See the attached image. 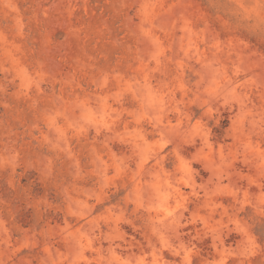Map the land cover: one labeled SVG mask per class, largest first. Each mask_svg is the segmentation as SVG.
I'll return each instance as SVG.
<instances>
[{
	"label": "rangeland",
	"instance_id": "1",
	"mask_svg": "<svg viewBox=\"0 0 264 264\" xmlns=\"http://www.w3.org/2000/svg\"><path fill=\"white\" fill-rule=\"evenodd\" d=\"M0 264H264V0H0Z\"/></svg>",
	"mask_w": 264,
	"mask_h": 264
}]
</instances>
